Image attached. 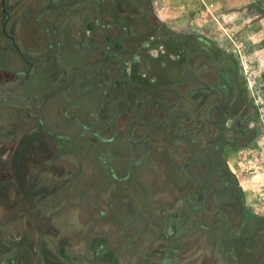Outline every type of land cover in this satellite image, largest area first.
Here are the masks:
<instances>
[{
  "label": "rangeland",
  "instance_id": "374dc122",
  "mask_svg": "<svg viewBox=\"0 0 264 264\" xmlns=\"http://www.w3.org/2000/svg\"><path fill=\"white\" fill-rule=\"evenodd\" d=\"M121 2L124 5L112 14L114 19L130 17L136 23L134 26L139 25L137 29L146 19H158L182 41L187 36L194 38L186 48L188 54L202 47L195 38L199 36L237 62L239 83H245L259 118L257 116L245 128V144L237 149L226 148L225 157L242 186L246 208L253 218L248 227L251 228L250 236L257 234V238L250 241L264 246V232H257L264 228V123L260 119L258 105L264 101V0H120L119 5ZM10 3H13L9 8L12 21L19 19L18 16L23 19L18 28L23 40L20 42L18 38L17 43L31 55V60L39 61L52 42V46H60L65 67L71 66L73 70L67 75L65 67L57 66L60 69L55 86L50 79V71L46 73L43 67L35 69L25 89L19 90L18 95L22 97L39 91L42 100L31 106L30 101L13 98L8 104L11 108L9 114L14 112L11 105L38 109L47 101V115L42 113V119L47 125L55 120L59 136L69 141L71 138L75 140L79 128L77 122L71 120L72 124L66 118H79L81 109L89 110V125L106 140H114L100 144L98 159L94 156V148L98 144L93 141H90V155L84 160H78L66 149L59 151L58 161L52 169L53 180L46 183H57L61 187L54 196L40 203L30 199L27 207L34 213L28 214L18 207L16 187L9 183L4 187L0 185V192L4 195L3 199L0 198V264H28L27 250L24 248L23 251V245L30 249L27 252L32 255L40 235L44 239L39 241L42 244L39 246L41 256L38 253L33 255V264H62L60 256L54 255L60 249L68 256L67 264H159L166 253H171L174 245L178 247L172 256L174 264H214V261L221 264L223 255L212 253L215 249L221 251V248L212 239V232L204 227L223 221V217L216 219L203 211L199 219L198 199L202 191L195 170L190 169L185 175L172 167L163 148L150 163L136 169L134 158L129 155L133 150L130 137L119 133L117 136L116 130L110 127L111 112H125L127 109L114 102L112 97L109 100L105 95L104 100V88L95 86L92 81L95 76H102V69L108 64L106 57L101 56L100 46L106 42L107 35L114 38L116 34L107 26L95 25L91 16L94 11L102 15L104 5L97 10L93 7L87 10L88 0H79L78 3L73 0L71 6L68 5L70 11H66L58 8V0H21L19 6H14L13 0ZM113 21L110 18L101 22L108 25ZM87 23L90 30L95 31L87 39V45H91L88 48L90 54L84 56L81 48L86 39L82 32ZM18 31L16 35L20 36ZM142 31L145 34L147 30ZM151 33L147 32V37L143 34L145 37L142 39L149 40ZM154 38L151 44L149 41L138 43L144 49H153L151 54L162 55L165 50L159 46L163 40ZM7 44L8 41L0 35V61L26 70L28 66L19 65L15 53L1 54L2 46ZM122 57L128 68L136 65L137 73L154 78L159 73L157 63L146 61L147 57L141 59L140 54L132 52V48L124 49ZM81 66L83 69L75 76ZM61 78L65 83L60 81ZM50 99L52 103L48 105ZM109 107L112 111H107ZM127 115L131 117L128 123L131 127L132 113ZM99 124L105 127L100 129ZM124 125L122 121L118 130L124 129ZM37 164L39 166L35 168L43 172L44 180L47 171L39 161ZM71 177L72 182L69 180ZM42 192L44 194L47 190ZM224 198L229 200L231 195ZM206 199L213 210L212 194L207 193ZM233 223L230 233L234 232L235 224L240 223L239 214L234 216ZM219 233L213 236L218 239ZM54 239L58 242L55 246L52 245ZM103 239L105 243H97ZM109 251L113 254L111 257L108 256ZM247 263L252 264V261L247 260Z\"/></svg>",
  "mask_w": 264,
  "mask_h": 264
},
{
  "label": "flooded vegetation",
  "instance_id": "af4514ba",
  "mask_svg": "<svg viewBox=\"0 0 264 264\" xmlns=\"http://www.w3.org/2000/svg\"><path fill=\"white\" fill-rule=\"evenodd\" d=\"M118 1L120 0H88L87 10H89L90 4L93 5L92 7L94 10L100 9V7L104 5L102 15L101 13L99 14L95 11L91 15L94 19L95 25H102L104 27L107 26L112 29L110 30V32L113 31L116 33L114 38L107 35L106 42L102 46H100L101 56H105V47L108 46L107 48H109L111 43L113 42L114 50L120 55H122V51H124V49L131 50L132 48V52L140 54L141 59L147 57L146 61H151V63H157L159 73L164 74V72H167L169 76L172 68L178 65V67L182 69L189 67L197 71L198 75L206 78L208 82H211L212 79H214L216 83L218 82V79L215 80V78L217 77V71L220 67L217 61H221L223 63V59L219 58L217 60L215 56H212V50L208 49V52L203 51L204 49H206V47L202 45L196 37V41H198V44L200 43L202 47H199L198 49H195L193 53L188 54L186 48L188 47V44L190 43L191 39H194L190 36L185 37V39L182 41L180 38L174 36V34L169 33V31L164 27V24H160L158 27H156L153 19H146L145 22L142 23L143 26L140 25L139 29H137L139 25L137 24V26H134V24L136 23L130 17L125 18L124 16L125 20H121V16L120 18L114 19L112 14L115 13L119 8L121 10V7H123L124 5L122 2L119 5ZM10 2L11 0H0V22L2 23L0 24V35L3 37V39H6L8 41L7 45L2 46L3 51L1 52V54L15 53L19 65H27L28 67L26 70L20 69L19 67L13 68V65H9V62L6 63L0 61V185L4 187L6 184L9 183L16 187L17 189L15 193L19 198L20 202V205L18 207H21L23 211L29 214L34 213V210H31L27 207V202L30 203V199L34 198L36 199V203H40L45 199L54 196L61 187L58 186L57 183H55L54 185H50L51 183H46L52 182L53 180L54 175L52 173V169L55 167V164L58 161L59 151L66 149L67 153L72 156H76L77 159L79 158L78 160H84V158L86 159L90 155V141H93L94 143H96V145L98 144V146L94 148L95 159H98L100 155H98L97 153L99 151L100 144L104 142L108 143L114 140V138L106 140L101 136L99 132L95 130V127L89 125V110L85 111L84 109H81V111H79V118H66L68 119L67 121L70 120L71 122L72 120L73 123L77 122L76 126H78L79 128L78 135H76L77 139L75 138V140H72L71 138L69 141L64 140L65 138L59 136L57 132L56 122L54 123L55 120H52L50 122V125H47V122L42 119V113L44 115V113L46 114L47 111V109H45L47 105L45 103L47 101H45L42 106L40 104L41 107H39L38 109H32L30 108V106L23 107V105L19 104L11 105L12 108H14V112L13 114H9L11 108L8 104L11 103L10 100H12L13 98H21L25 101H30L29 103L31 106H36V104L39 103V99L42 100L43 97H39V95H41V93H38L39 91L37 93L35 91H32V94H26L22 97L18 95L19 90L25 89L26 83L30 79L32 73L34 74L35 71L43 67L46 73L50 71V75H52L50 79L54 82L56 86L58 82L56 77L58 75V70L60 69L57 66L65 67V63L61 59L63 53L59 51L61 49L59 48L60 46L57 47L49 45L48 48L44 51V53H42L39 61H32L31 55L21 49V46L17 43V39L19 38L20 42L21 40H23L21 32L18 31V28H20L19 23L23 22V19L18 16L19 19L12 21L13 15L9 8L10 6H13V3ZM13 2L15 3L14 6H19L21 0H13ZM143 15H145V12L144 14H142V16ZM99 16L101 17V19ZM110 18L114 20L113 23H108V25H105L101 22L103 19ZM132 21H134V23ZM90 28L91 26L89 23H87L86 26L83 28L82 34L84 39H86V42L89 37V34L95 31L90 30ZM153 28H156L157 31H152ZM142 29H146V33L152 32V35L150 36L149 40L142 39L143 37H145L144 35H146V33H142ZM16 31H18L17 34H19L20 36L16 35ZM125 32H127V34L123 35ZM155 36L157 38H162L163 40L162 45L159 46L160 49L165 50L162 51V55L155 56L151 54L153 52V49H144L142 45L138 43V41H149V44H151L153 43ZM84 48L85 45L81 48L82 55L89 56L90 52L83 51ZM144 53H147V55L145 56ZM127 64L128 63L125 62L127 75L130 76L133 74L132 70H135L136 65H133L132 67L128 68ZM116 65L117 64L114 63L113 66L116 67ZM229 65L230 63L227 62V66ZM82 69V66L78 67L75 76L78 75V73ZM61 70H63V68ZM64 70L67 72L68 75L70 70L73 69L71 68V66H66ZM105 74L106 73H102L103 76L100 78V80L105 81ZM137 74L142 75V77L150 79L151 81L154 80V77L150 75L147 76L143 73ZM60 81L65 83V80H63V78H61ZM104 84L105 83H102L100 86L104 88L103 93L105 92ZM13 85L16 86L13 87ZM83 85L84 84H82L81 86ZM85 87V89L88 90V86L86 85ZM113 89L115 90L114 92H116L118 88L115 86ZM82 92H84V89H82ZM105 95L108 99L112 97V99L115 100L114 102H117L119 105H121V98L119 96L115 97L111 93H104V100L106 98ZM50 103H52V99H50L48 105ZM109 110H111L110 107L107 111ZM117 112L119 113L117 114ZM117 112H111L113 114V117L111 123L109 122L110 127L111 129L116 130L115 134L117 136L118 133L122 134L123 137H130L131 141L132 134L135 128L133 121H131L130 127L128 123L130 122L129 119H131V117H129L127 114L123 115V112H121L120 110ZM122 121L125 124V127L124 129L118 130V127H122ZM230 125L231 124H229V126ZM104 127L105 126L103 125H98V128L100 129ZM80 153L81 155H79ZM95 159L93 161H95ZM16 160H18V164H16ZM37 161L44 165L43 170L47 171V173H45L44 175V180H42L43 172H40L38 168H35L36 166H39L37 164ZM47 175H49V177L46 180ZM69 180L72 182L73 178L71 177ZM33 182L36 183L34 187ZM38 188H40V190H38ZM45 189L47 190V192L42 194V191H45ZM206 197L200 194V197L198 199V202L200 204L198 206L199 219L202 217L203 211H207L211 214V216L216 219H218L219 217H223V221H217L218 223H214L209 228L204 227V229H209L214 236L217 235L218 232H220L219 229L221 228H230L231 230V226L234 225L233 221H224V213H228L229 211H231L230 207L217 206L216 201L212 196L214 199L215 206L213 210H211L210 204H207L208 200L206 199ZM0 198H4L3 192H0ZM227 223L230 224L227 225ZM201 224H203V222ZM235 225L236 227L234 232L230 233L229 231V234L236 235L240 226H243V228H245L237 235L235 240L231 239L230 241H227V248L222 247L223 243L220 240V236L217 239V236L214 237L212 235V239L215 240L221 248V251H217V249H215V251L212 253L216 255L221 253L225 256L222 257L223 259L221 260V264H226V262L227 264H249L247 263V260L252 261V264H264V246H260L258 244H255L253 241H250L257 234H253L252 236H250L251 228L248 227L249 223L241 224L240 222ZM43 240L44 239L41 235L39 238H37V244L36 247L33 249L32 255L27 252L30 251V249L23 245V251L24 248H26L25 250H27L25 252L27 253V258L29 260L28 264L34 263L33 255H37L36 253L40 254L41 256L39 246H42V244L39 241L43 242ZM57 243V239H54L52 245L55 246L57 245ZM97 243H105V240H97ZM54 255H59V258L62 259V264H67L66 262L68 261V256L64 250L60 249L59 253H55ZM112 255L113 254L109 251L108 256L111 257ZM166 256H169V253H166L165 257ZM243 259H245L244 262ZM164 260L165 259H162L159 264H169L166 260ZM213 263L216 264L215 261ZM218 264H220V261L218 262Z\"/></svg>",
  "mask_w": 264,
  "mask_h": 264
},
{
  "label": "trees",
  "instance_id": "16d2710c",
  "mask_svg": "<svg viewBox=\"0 0 264 264\" xmlns=\"http://www.w3.org/2000/svg\"><path fill=\"white\" fill-rule=\"evenodd\" d=\"M71 1L58 0V8L70 11ZM153 21L156 27L163 24L158 19ZM196 38L206 47L203 51L212 50V56L223 59V63L217 61L220 66L215 78L217 83L214 79L208 82L197 71L178 65L172 68L169 76L167 72L158 73L153 81L134 69L128 76L124 58L114 50L113 42L109 48L105 47L108 62L102 70L106 73L105 81L100 80L103 75L95 76L92 81L97 87L105 83L104 93L119 96L123 109L132 113L135 128L131 140L133 150L129 155L133 156L136 169L150 163L163 148L172 167L185 175L190 169L195 170L203 196L211 193L217 206L230 207L231 211L223 212L224 221H233L239 214L241 224L250 223L253 218L246 208L242 186L226 160L225 149L242 147L246 142L245 128L259 115L249 99L245 83H239V68L234 58L205 38ZM84 45L83 51L90 52L91 45L87 42L82 47ZM113 86L118 88L116 92ZM127 110L123 115L129 114ZM35 185L33 182V187ZM144 189L148 193L147 187ZM225 195L231 198L225 200ZM244 228L240 226L236 235L229 234L230 228H221L222 247L227 248V241L235 240ZM261 231L264 232V228ZM176 249L174 245L169 256L164 258L169 264H174L172 256Z\"/></svg>",
  "mask_w": 264,
  "mask_h": 264
},
{
  "label": "built area",
  "instance_id": "2783aa9c",
  "mask_svg": "<svg viewBox=\"0 0 264 264\" xmlns=\"http://www.w3.org/2000/svg\"><path fill=\"white\" fill-rule=\"evenodd\" d=\"M258 105H260V119L264 123V101H261Z\"/></svg>",
  "mask_w": 264,
  "mask_h": 264
}]
</instances>
